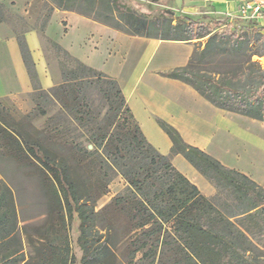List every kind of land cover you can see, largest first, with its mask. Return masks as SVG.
<instances>
[{
    "label": "trees",
    "instance_id": "obj_1",
    "mask_svg": "<svg viewBox=\"0 0 264 264\" xmlns=\"http://www.w3.org/2000/svg\"><path fill=\"white\" fill-rule=\"evenodd\" d=\"M141 1L163 4L162 0ZM56 8L75 11L129 35L198 40L188 64L166 75L192 85L217 108L264 121V27L256 21L216 17L212 20L229 23L210 28L171 9H162L158 16L142 14L124 0H45L34 28L54 49L62 82L41 88L25 36L19 34L34 83L32 95L43 99L51 95L67 116L95 121L92 112H85V117L79 114L84 112L87 88L100 86L102 97L122 121L123 132L109 134L95 126L91 138L95 147L89 151L61 143L59 136L64 131L38 127L31 113L16 120L7 107L0 106V172L4 173L2 164L15 163L39 177L47 205L42 221L24 222L15 191L0 179V264H75L66 231V215L74 214L80 220L81 264H119L115 249L122 238L117 224L106 218V206L95 207L112 180L105 176L107 168L127 182L112 201L127 213L132 225L131 264L138 261L139 252L148 264H264V185L185 142L179 130L165 120H159V125L173 145L170 154L162 155L147 141L117 80L73 57L46 36ZM6 11L0 3V20ZM231 18L236 21L232 26ZM178 153L216 187V194L206 196L177 170L171 156ZM86 156L93 158L91 171L84 165Z\"/></svg>",
    "mask_w": 264,
    "mask_h": 264
},
{
    "label": "crops",
    "instance_id": "obj_2",
    "mask_svg": "<svg viewBox=\"0 0 264 264\" xmlns=\"http://www.w3.org/2000/svg\"><path fill=\"white\" fill-rule=\"evenodd\" d=\"M44 1L0 0L7 8L0 20V98L8 97L19 105L27 104L34 93L19 34L25 36L41 88L47 90L62 82L59 65L55 67L49 61L42 34L34 28ZM162 1L176 14L202 22L234 16L242 0ZM17 17L26 23L21 32L10 25L11 19ZM257 24L264 27V18ZM44 33L73 57L117 80L147 141L162 155L171 153L173 143L161 129L159 120L178 129L185 142L264 185V166L259 171L253 169L259 158L264 159V129L261 131L264 121L217 108L192 85L166 75L175 67L188 64L198 40L129 35L75 11L57 8ZM171 157L177 170L206 196L216 194V187L185 157L180 153Z\"/></svg>",
    "mask_w": 264,
    "mask_h": 264
},
{
    "label": "rangeland",
    "instance_id": "obj_3",
    "mask_svg": "<svg viewBox=\"0 0 264 264\" xmlns=\"http://www.w3.org/2000/svg\"><path fill=\"white\" fill-rule=\"evenodd\" d=\"M128 4L134 6L140 13L149 14V16H158L162 9H168L169 6L163 4L155 5L149 1L141 0H124ZM170 9V8H169ZM235 19L231 20V26L236 24ZM201 22V21H200ZM202 22L208 24L210 28H216L217 25H223V23L228 24L229 21H217V20H208L204 19ZM11 27L15 26L16 32L23 31L26 27L23 25L22 20L17 18H12L10 22ZM43 45L47 53V57L50 62L58 64L57 56L49 43L43 40ZM261 61L264 63V58H261ZM39 103V104H38ZM84 105H82L81 114L85 117V112H92L97 117V120L93 121L92 117H85L86 120L80 118H71L62 112V104L57 101L53 96L48 95L45 99L39 97L38 94L30 95L28 97V103L24 105L17 104L14 100L5 97L1 99L0 106L7 107L10 114L13 115L16 120H19L22 115L32 114L33 123L38 127H43L47 125L51 126L52 129L57 131H64L63 135L60 134L59 141L61 143L68 142L72 146H79L81 148H86L89 151H93L94 147L91 143L92 130L95 126H98L99 129L110 133L118 132L122 133L121 123L118 116H115L110 109V104L102 97L101 88L97 85H91L87 88L86 91V100ZM44 111L45 114H42L41 111ZM264 126V125H263ZM263 128L261 131L263 132ZM87 159L84 161V165L88 167L89 171L93 169L91 164L93 163V158L86 156ZM255 164V163H254ZM93 166V165H92ZM264 166V159H258V162L255 164L256 171L261 169ZM2 169L4 173L0 172V179H4L7 183L10 184L13 191H15L18 210L20 213L21 219H25L24 222L38 223L43 220L46 214L47 205L45 204L46 199L44 198V193L41 190L39 177L29 175L25 170L20 169L15 163L2 164ZM255 171V172H256ZM257 173V172H256ZM91 176L94 174L87 173ZM111 176L112 180L108 184V191L106 194L101 196L97 200L96 210L106 206L105 216L108 219L116 222L119 235L122 238L119 246L115 249L117 259L119 264H131L128 258V252L130 249V242L132 240L133 233L131 232V223L128 219L127 213L121 211L119 207L113 205L112 199L126 188L127 185L126 179L117 173L112 168H107V176ZM67 218V229L69 236V246H71V253L75 255V264H81L82 251L80 246H78V237L79 224L80 220L76 214L71 218L66 215ZM23 222V223H24ZM167 253V250H164ZM142 253L139 252L137 255V260L135 264H148V262H142L141 260Z\"/></svg>",
    "mask_w": 264,
    "mask_h": 264
},
{
    "label": "built area",
    "instance_id": "obj_4",
    "mask_svg": "<svg viewBox=\"0 0 264 264\" xmlns=\"http://www.w3.org/2000/svg\"><path fill=\"white\" fill-rule=\"evenodd\" d=\"M234 16L244 21L259 22V20L264 18V0H242Z\"/></svg>",
    "mask_w": 264,
    "mask_h": 264
},
{
    "label": "water",
    "instance_id": "obj_5",
    "mask_svg": "<svg viewBox=\"0 0 264 264\" xmlns=\"http://www.w3.org/2000/svg\"><path fill=\"white\" fill-rule=\"evenodd\" d=\"M166 12H170V9H166Z\"/></svg>",
    "mask_w": 264,
    "mask_h": 264
}]
</instances>
